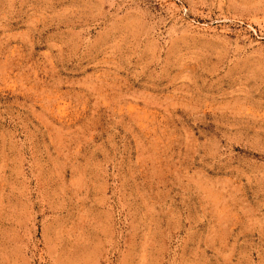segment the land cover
I'll return each mask as SVG.
<instances>
[{
    "label": "rangeland",
    "instance_id": "1",
    "mask_svg": "<svg viewBox=\"0 0 264 264\" xmlns=\"http://www.w3.org/2000/svg\"><path fill=\"white\" fill-rule=\"evenodd\" d=\"M0 264H264V0H0Z\"/></svg>",
    "mask_w": 264,
    "mask_h": 264
}]
</instances>
